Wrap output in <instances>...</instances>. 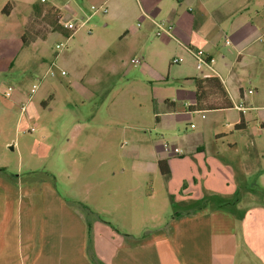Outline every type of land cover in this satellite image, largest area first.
<instances>
[{
  "label": "rangeland",
  "instance_id": "1",
  "mask_svg": "<svg viewBox=\"0 0 264 264\" xmlns=\"http://www.w3.org/2000/svg\"><path fill=\"white\" fill-rule=\"evenodd\" d=\"M102 1L83 0L89 13L85 20L93 16L82 25L73 0H0V177L8 188L5 196L36 201L54 194L89 219L88 208L97 200L110 209L114 200L126 208L128 201L151 198L152 214L162 210L160 215L169 218L182 209L174 201L178 180L160 174L158 159L174 148L190 155L196 154L192 147L202 146L200 167L216 161L228 170L237 186L235 200L264 203V58L253 61L245 54L228 79L226 65L214 58L213 67L226 78L236 105L248 107L244 112H189L195 98L189 77L199 71L185 60L171 64L174 44L158 38L142 20L138 1L145 5L144 0H108V14L100 10ZM34 6L45 9L41 16ZM52 7L78 30L68 40L53 34L24 47L25 27L31 34L44 32L61 16ZM66 41L58 53L56 45ZM41 46L47 49V62L35 70L24 59L38 56ZM220 47L224 54H235L225 41ZM255 47L264 55V42ZM52 63L59 68L55 77L47 74ZM166 99L176 107L172 113H166ZM241 113L245 127L239 129ZM135 225L139 232L154 223Z\"/></svg>",
  "mask_w": 264,
  "mask_h": 264
},
{
  "label": "crops",
  "instance_id": "2",
  "mask_svg": "<svg viewBox=\"0 0 264 264\" xmlns=\"http://www.w3.org/2000/svg\"><path fill=\"white\" fill-rule=\"evenodd\" d=\"M73 1V11L80 15L77 20H85V14L89 13L83 0ZM89 1L95 3L98 0ZM144 2L145 5L138 1L142 20L154 28L155 35L156 23L171 27L172 36L160 38L174 44L175 52L187 61L193 72L197 71L195 60L186 47L203 50L212 58L213 64L216 56L226 65L227 79L232 76L234 65L246 60L245 54L253 61L264 58L255 47L258 42H264L260 40L264 35V0ZM102 3L108 5V0ZM52 8L60 12L62 20L61 9ZM53 34L65 37L54 31L47 39H38L24 47L45 42ZM222 41L231 45L235 54H224L220 47ZM46 52V47H39L38 56L28 55L25 64L32 62L34 69L39 70L47 62ZM177 54L172 58L178 57ZM216 72L233 104L228 109L243 104L236 105L226 78ZM199 76L200 73L194 72L190 81ZM246 96L244 92L242 98ZM195 101L196 95L192 105ZM166 104V113H172L174 103L166 99ZM241 114L236 125L244 119ZM156 121H160L159 113H156ZM191 150L196 154L178 155L164 151L158 159V162L165 160L170 169L169 175H164L158 164L160 174L176 176L178 180L174 201L181 204L182 209L169 218L160 215L162 210L152 214L151 198L128 201L126 208L114 200L110 209L102 205L101 199L97 200L94 207L90 205L91 209L84 206L88 208V214L93 215L90 219L73 210L69 201L54 194L36 201L9 200L0 177V264H264V203L235 200L234 176L220 168L216 161L212 166L200 167L203 147L195 146ZM3 172L1 170L0 175ZM94 192L99 198L98 191ZM251 194L254 193H248V197ZM101 214L113 219H103ZM136 223L154 225L137 232Z\"/></svg>",
  "mask_w": 264,
  "mask_h": 264
},
{
  "label": "trees",
  "instance_id": "3",
  "mask_svg": "<svg viewBox=\"0 0 264 264\" xmlns=\"http://www.w3.org/2000/svg\"><path fill=\"white\" fill-rule=\"evenodd\" d=\"M51 9L52 11H54V8ZM34 10H35V15L41 16V14L45 9H43V7L41 6H34ZM7 14H9V10L7 11ZM60 19L61 18L59 16L55 19V22H53V24H48L50 26V29L48 30L46 29L44 32L41 31V32H36L35 34H31L32 31H28V29L25 27V31L22 36L23 44L29 45L30 43L35 42L38 39L45 40L47 39L48 34L54 31L61 32L65 36V38H70L73 35L74 31L64 28L60 24ZM191 80L193 81L195 87L196 101L194 105L189 106L188 109L190 111L194 112V111L221 110V109H228L233 107L229 94L219 77L199 76V77H194ZM244 127H245V122L244 119L242 118L240 123L236 125V128L241 129ZM158 164L161 173L164 175H169L170 169L168 167L167 162L165 160H160Z\"/></svg>",
  "mask_w": 264,
  "mask_h": 264
},
{
  "label": "built area",
  "instance_id": "4",
  "mask_svg": "<svg viewBox=\"0 0 264 264\" xmlns=\"http://www.w3.org/2000/svg\"><path fill=\"white\" fill-rule=\"evenodd\" d=\"M42 2H45V0H41ZM100 10L103 12V13H107L108 12V7H107V4L104 3L101 7H100ZM98 12V11H96ZM93 14L88 16L86 20H84L82 22V25H84L88 20H90V18H92ZM60 24L64 27V28H67V29H70L73 32V34L76 32V30H78L77 27H75L74 24H72L71 21H67V22H63L62 20H60ZM156 26H157V31H156V35L157 37H162V36H172V33H171V27L169 26H166L165 24L163 23H156ZM69 38H67L68 40ZM260 40H264V35L261 36ZM229 43V42H227ZM67 47V41L66 42H62L60 44H57L56 45V49L59 52L63 51L65 48ZM187 51L190 53V55L193 57V59L195 60V65H196V69L197 71H199V73L201 74V76L203 77H211V76H217L219 77V75L217 74L216 70L214 69L213 67V60L212 58H210L203 50H194V49H191L189 47H186ZM184 61V58L183 57H174L172 58L171 60V64H180ZM132 62L134 64H139L140 63V60H137V59H133ZM54 66V67H53ZM55 68L59 69L58 66L56 64H52V67H50V69L47 71V74H49L50 76H56V71H55ZM205 70H208V72H204ZM61 74L62 75H66L65 71L64 70H61ZM38 88V85H34L33 86V90L34 92L37 90ZM249 94H252L254 93L253 90H249L248 92ZM9 94V93H8ZM237 108L241 111H245L246 108L244 105H239L237 106ZM174 152L175 154H178V155H184L182 150L179 149V148H174Z\"/></svg>",
  "mask_w": 264,
  "mask_h": 264
}]
</instances>
